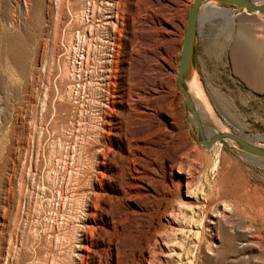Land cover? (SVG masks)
Wrapping results in <instances>:
<instances>
[{"label":"rangeland","instance_id":"rangeland-1","mask_svg":"<svg viewBox=\"0 0 264 264\" xmlns=\"http://www.w3.org/2000/svg\"><path fill=\"white\" fill-rule=\"evenodd\" d=\"M116 1L119 20L107 19ZM147 1L0 0V264H264V159L196 140L177 84L193 0ZM194 63L196 100L204 95L222 126L264 145V14L205 3ZM106 95L118 111L102 113ZM122 96L135 119L121 112ZM202 119L207 132L221 131L208 114ZM130 134L152 136L133 187L121 149ZM188 147L197 187L216 186L213 200L197 197L213 209L187 210L190 220L162 232L156 213L170 183L162 159ZM144 236L155 237L154 247Z\"/></svg>","mask_w":264,"mask_h":264},{"label":"bare ground","instance_id":"bare-ground-1","mask_svg":"<svg viewBox=\"0 0 264 264\" xmlns=\"http://www.w3.org/2000/svg\"><path fill=\"white\" fill-rule=\"evenodd\" d=\"M111 1H109V3H110ZM155 1L154 0H148L146 3L148 4V5H150V6H153L155 3H154ZM119 3L120 2H118V1H116V4L113 2V4H112V6H110L111 8H108L109 9V12H108V14H107V19H113V18H115L116 20H119V12H118V8L117 7H119L118 5H119ZM113 5H114V7H113ZM109 6V5H108ZM123 20H124V17H122L121 18V23H123ZM111 21V20H110ZM117 22V21H116ZM110 77V76H109ZM108 77V78H109ZM108 81H109V79H108ZM197 88H199V84H198V82L196 81V82H194L193 84H192V86H191V93L193 94V89H197ZM80 92V91H79ZM201 94V93H200ZM80 95V94H79ZM129 95V94H128ZM127 94H125V97L126 98H129V96H128ZM131 95V94H130ZM197 95H199V94H197ZM193 96H194V98H195V101H196V104H197V107H198V111H199V113H200V115H201V118H206L207 117V114H208V116L211 118V119H213L214 120V122H216L217 124H219L220 126H221V130H224V131H229V129H227L226 127H224V126H222V124H221V121H220V119H219V117L217 116V114H216V112H215V110H214V108H213V106H212V104L209 102V100L208 99H206L205 98V96L203 95V97H202V99H198V100H196L197 99V97L193 94ZM200 96V95H199ZM201 97V96H200ZM154 98V97H153ZM204 98V99H203ZM81 101V100H80ZM126 102H128V105L126 104ZM112 103H114V100H112V101H110V97L109 96H105L104 97V100H103V103L101 104V110H102V113L103 114H110L111 112L112 113H114V111L116 112V111H118V110H116V108H115V106L112 104ZM119 105H120V109H121V112L122 113H126V115L128 116V118H133V116L134 115H136L135 114V109H133L132 108V104L130 103V99H125V98H123V96L121 97V101L120 102H117ZM143 105V104H142ZM133 107H135V106H133ZM138 107V106H137ZM142 107V106H141ZM77 108V107H76ZM139 111H140V109H138ZM144 110V109H143ZM144 113V112H143ZM133 114V115H132ZM142 114V113H141ZM145 114V113H144ZM115 116V124H116V129H115V132H117V134H118V132L120 133V130H122V132H123V130L125 129L124 128V123H122V124H120L119 123V116H118V113L117 114H115L114 115ZM124 116V115H123ZM144 117H145V115H143ZM134 117H136V116H134ZM107 118V117H106ZM112 118V117H111ZM137 118H138V116H137ZM141 118V117H140ZM139 118V119H140ZM143 118V117H142ZM104 119V118H103ZM102 119V120H103ZM121 119V118H120ZM133 119H135V118H133ZM132 119V120H133ZM105 120V119H104ZM103 120V122H102V125L103 126H108V124H109V122H107L106 120L104 121ZM142 120V119H141ZM203 120V119H202ZM125 121V120H124ZM135 121V120H134ZM111 122V121H110ZM128 122V121H127ZM137 122V121H136ZM141 122V121H140ZM203 122V121H202ZM113 123V122H112ZM118 123H119V125H118ZM129 123V122H128ZM127 124V123H126ZM126 124H125V126H126ZM136 124V123H135ZM204 124V123H203ZM101 125V124H100ZM130 125V124H129ZM138 125V124H137ZM97 127V126H96ZM95 127V128H96ZM99 127V126H98ZM110 127V126H109ZM205 127V126H204ZM102 128V127H101ZM100 128V129H101ZM126 128H128V127H126ZM103 129H105V128H103ZM148 131V130H147ZM158 131V130H157ZM108 132H109V130H108ZM110 132H112V131H110ZM114 132V133H115ZM125 132V131H124ZM146 132V131H145ZM150 132H152V131H150ZM98 133V132H97ZM103 133H104V131H103ZM116 134V133H115ZM99 135H101L102 136V134H99ZM98 136V135H97ZM103 137V136H102ZM151 135L149 134V135H147V136H143V135H141V136H138V135H133V134H130V135H128V136H126L125 137V141L123 142V148H121V149H123V151H124V153H125V156L127 157V160H128V167H129V179H130V183H129V186L130 187H133V186H135V185H138V184H136L135 183V180H137V176L135 175V172L136 171H138V167L136 166V161H138V159H139V150H142L146 145H148V140L149 139H151ZM244 137V136H243ZM99 138V137H98ZM245 138H247V139H249V140H252L251 139V137L250 136H245ZM97 139V138H96ZM93 140H95V139H93ZM102 140V139H101ZM88 141V140H87ZM92 142V141H91ZM94 142V141H93ZM96 142H98V141H96ZM102 142V141H101ZM80 144V143H79ZM89 144H91V143H89ZM97 144V143H96ZM101 144V143H100ZM103 144V143H102ZM80 146V145H79ZM104 146H105V144H104ZM107 146V145H106ZM181 146V145H180ZM90 147V146H89ZM97 147V146H96ZM108 147V146H107ZM178 147V146H177ZM176 147V148H177ZM193 147V146H192ZM98 148V147H97ZM106 148V147H105ZM109 149H110V147H108ZM107 148V149H108ZM78 149H80V148H78ZM99 149V148H98ZM103 149V148H102ZM108 149V150H109ZM93 150V149H92ZM100 150V149H99ZM145 150V149H144ZM175 150V149H174ZM193 149L191 148V147H188V148H185L184 150H183V152H179V153H177L176 155H174V156H172V155H168V156H166V157H164L162 160L163 161H165L164 163H165V168H163L162 166V168L164 169V173H165V177H164V179L165 178H167L168 177V179H169V181H170V183H165V181H164V183H165V185H164V189H162V193H161V196H159V197H161V198H159V199H161L160 201H159V203H158V207H157V215H156V217H157V220H156V226L160 229V231H164V229L165 228H169V229H173L174 230V226L172 225V223L173 222H176V220L177 219H181L182 221H188V220H190L189 219V217H188V214H187V210H198L199 212H200V210H202V209H204V208H207V210H209L210 208H212V207H210V205H208V204H204V203H202L201 201H199L198 199H197V197H205V198H207V199H210V200H213V194L215 193V185H212V186H210V188L208 187L207 189H205V188H203V187H197V185H196V183H195V181H196V176H195V172L193 173L192 171H194V168H193V165H195V164H192L190 161H188L187 160V157L186 156H188V154H190V152L192 151ZM97 151V150H96ZM102 151L103 150H101V152L100 151H98L99 153H102ZM111 151V150H110ZM173 151V150H172ZM145 152V151H144ZM176 152V151H175ZM106 153V152H105ZM109 153V152H108ZM143 153V152H142ZM192 153V152H191ZM79 154H81V153H79ZM105 155H107V154H102L101 156H102V158L104 159V157H105ZM146 156H147V154H145ZM97 156V155H96ZM191 156V155H190ZM143 157V156H142ZM96 158V157H95ZM106 158V157H105ZM142 159V158H141ZM96 160H98V159H96ZM140 160V159H139ZM154 160H155V158H154ZM188 162H190V163H188ZM101 161H103V160H101ZM145 161V160H144ZM152 161V160H151ZM96 162V161H95ZM109 162V161H108ZM138 162H140V161H138ZM142 162V161H141ZM156 162V161H155ZM167 162V163H166ZM104 163V162H103ZM127 163V162H126ZM143 164V163H142ZM160 165V164H159ZM154 167H157V166H154ZM159 167V166H158ZM161 168V169H162ZM188 168V169H187ZM93 169H95V168H93ZM114 169V168H113ZM155 169V168H154ZM77 170V169H76ZM90 170V169H89ZM118 170V169H117ZM128 170V169H127ZM150 170H151V168H150ZM156 170V169H155ZM158 170V169H157ZM93 171H95V170H93ZM100 171V170H99ZM119 171V170H118ZM153 171V170H152ZM175 171H177L178 173H180V175H176V177L175 176H173V174L175 173ZM91 172V171H90ZM155 172H157V171H155ZM197 172V171H196ZM94 173V172H93ZM103 173V172H102ZM79 174V173H78ZM84 174H85V172H84ZM118 174V173H117ZM120 174V173H119ZM142 174V173H141ZM151 174V173H150ZM156 174V173H155ZM91 175V174H90ZM143 175V174H142ZM196 175H197V173H196ZM199 175V174H198ZM86 176V175H85ZM84 176V177H85ZM111 176V175H110ZM120 176H122V174H120ZM119 176V177H120ZM124 176V175H123ZM126 176V175H125ZM128 176V175H127ZM149 176V175H148ZM151 176V175H150ZM149 176V177H150ZM98 177V176H97ZM149 177H147V178H149ZM153 177V176H152ZM151 177V178H152ZM93 178V177H92ZM94 178H96V177H94ZM108 178V177H107ZM123 178V177H122ZM144 178V177H143ZM104 179V178H103ZM120 179V178H119ZM124 179V178H123ZM126 179V178H125ZM128 179V180H129ZM93 180V179H92ZM92 180H90V181H92ZM98 180V179H97ZM115 180V179H114ZM118 180V179H117ZM201 180V179H200ZM102 181V180H101ZM119 181V180H118ZM150 181H151V179H150ZM162 181H163V179H162ZM96 182V181H95ZM122 182V181H121ZM125 182V181H124ZM147 182H148V180H147ZM88 183V182H87ZM102 183V182H101ZM119 183V182H118ZM123 183V182H122ZM124 184V183H123ZM140 184V183H139ZM199 184V183H198ZM76 185V184H75ZM87 185V184H86ZM100 185V184H99ZM111 185V184H110ZM125 185V184H124ZM151 185V184H150ZM117 186V185H116ZM152 186V185H151ZM199 186V185H198ZM215 186V187H214ZM122 187V186H121ZM124 187V186H123ZM125 188H127V187H125ZM125 188H123V189H125ZM93 189V188H92ZM128 189H130V188H128ZM127 189V190H128ZM133 189V188H132ZM156 189V188H155ZM82 190V189H81ZM89 190H91V189H89ZM118 190V189H117ZM158 190V189H157ZM91 191H93V190H91ZM130 191V190H129ZM129 191H125V192H129ZM160 191V190H159ZM158 191V192H159ZM216 191H217V189H216ZM136 192V191H135ZM135 192H134V194H135ZM183 192L184 193H186V198H184L183 199ZM77 193V192H76ZM81 193L82 192H80V195H81ZM95 193V192H94ZM98 192H96V194H97ZM152 193V192H151ZM150 193V194H151ZM217 193V192H216ZM219 193V192H218ZM101 194H102V192H101ZM100 194V195H101ZM104 194V193H103ZM112 194V193H111ZM110 194V195H111ZM129 194V193H128ZM132 194V193H131ZM148 194V193H147ZM146 194V195H147ZM97 195H99V194H97ZM104 195H107V194H104ZM136 195V194H135ZM143 195V194H142ZM141 195V196H142ZM155 195V194H154ZM219 195H220V193H219ZM96 196V195H95ZM102 196V195H101ZM127 196H131V195H127ZM126 196V197H127ZM149 196V195H148ZM157 196V195H156ZM62 197V196H61ZM89 197V196H88ZM91 197V196H90ZM97 197V196H96ZM99 197V196H98ZM117 197V196H116ZM150 197V196H149ZM152 197V196H151ZM113 198V197H112ZM130 198V197H129ZM193 198V199H192ZM91 199V198H90ZM97 199H99L100 200V198H97ZM107 199V198H106ZM120 199V198H119ZM157 199V198H156ZM155 199V200H156ZM61 200V199H60ZM108 200H109V198H108ZM111 200V199H110ZM112 200H114V199H112ZM134 200V199H133ZM63 201V200H62ZM84 201V200H83ZM158 201V200H157ZM89 202V201H88ZM95 202V201H94ZM94 202H93V205H94ZM117 202V201H116ZM115 202V203H116ZM86 203V202H85ZM92 203V202H91ZM96 203V202H95ZM97 203H98V201H97ZM96 203V204H97ZM113 203H114V201H113ZM112 203V204H113ZM213 203H214V201H213ZM212 203V204H213ZM87 204H89V203H87ZM96 204L94 205V206H96ZM109 204V203H108ZM62 205V204H61ZM98 205H99V203L97 204V206L96 207H98ZM104 205V204H103ZM103 205H102V207H103ZM111 206V205H110ZM127 206V205H126ZM156 206V205H155ZM89 207V206H88ZM104 207H105V205H104ZM99 208H100V206H99ZM109 208V207H108ZM113 208V207H112ZM59 209V208H58ZM90 209H93V206L92 205H90ZM103 209V208H102ZM213 209V208H212ZM211 209V210H212ZM226 209V208H225ZM86 210V209H85ZM126 210H128V209H126ZM132 210V209H131ZM139 210V209H138ZM194 210V211H195ZM87 211V210H86ZM91 211V210H90ZM89 211V212H90ZM105 211V210H104ZM116 211V210H115ZM119 211V210H118ZM122 211V210H121ZM140 211V210H139ZM138 211V212H139ZM210 211V210H209ZM217 211V210H216ZM226 211V210H225ZM92 212V211H91ZM95 212H96V210H95ZM98 212H100V211H98ZM120 212V211H119ZM132 212V211H131ZM193 212V211H192ZM203 212V211H202ZM205 212V211H204ZM203 212V213H204ZM207 212V211H206ZM215 212V211H214ZM111 213V212H110ZM113 213V212H112ZM118 213V212H117ZM120 213H122V212H120ZM118 214V215H121V214ZM137 213V212H136ZM213 213V212H212ZM222 213V212H221ZM223 213H224V211H223ZM93 214H95V213H93ZM100 214V213H99ZM116 214V213H115ZM141 214V213H140ZM196 214H197V211H196ZM199 214V213H198ZM210 214V213H209ZM220 214V213H219ZM89 215V214H88ZM108 215V214H107ZM113 215V214H112ZM191 215V214H190ZM195 215V214H194ZM205 215H207V214H205ZM204 215V216H205ZM212 215H214V214H212ZM218 215V213L215 215V216H217ZM223 215V214H222ZM125 216V215H124ZM196 216V215H195ZM197 216H199V215H197ZM224 216V215H223ZM222 216V217H223ZM123 217V216H122ZM218 217V216H217ZM114 218V217H113ZM121 218V217H120ZM125 218V217H124ZM165 218H167V223L166 222H164V219ZM169 218H170V220H172V221H170L171 223H169ZM191 218V217H190ZM197 218V217H196ZM201 218V217H200ZM211 218V217H210ZM215 218V217H214ZM214 218H212V219H214ZM152 219V218H151ZM198 219V218H197ZM95 220V219H94ZM116 220V219H115ZM114 219H113V221H115ZM123 220V219H122ZM147 220V219H146ZM196 220V219H195ZM210 219H207V221H209ZM111 221H112V218H111ZM121 221V220H120ZM149 221V220H148ZM211 221H213V220H211ZM216 221H218V220H216ZM179 222V221H178ZM183 222V223H184ZM190 222V221H189ZM199 222H201V221H199ZM191 223V222H190ZM212 223V222H211ZM213 223H214V221H213ZM218 223V222H217ZM116 224H117V222H116ZM155 224V223H154ZM180 224V223H179ZM185 224V223H184ZM90 225V224H89ZM114 225V224H113ZM112 225V226H113ZM151 225V224H150ZM187 225H189V224H187ZM199 225V224H198ZM91 226V225H90ZM104 226V225H103ZM153 226V225H152ZM155 226V225H154ZM155 226V227H156ZM179 226V225H178ZM101 227V226H100ZM107 227V226H106ZM138 227V226H137ZM150 227V226H149ZM176 227V226H175ZM180 227V226H179ZM190 227V226H189ZM195 227V226H194ZM89 228V227H88ZM102 228V227H101ZM115 228H116V225H115ZM114 228V229H115ZM139 228V227H138ZM197 228V227H196ZM106 229H108L109 230V228H106ZM140 229V228H139ZM138 229V230H139ZM155 229V228H154ZM177 229V228H176ZM181 229H184V227L183 228H181ZM187 229V228H186ZM108 230H106V231H108ZM144 230H146L145 228H144ZM148 230V229H147ZM149 230H151V229H149ZM153 230V229H152ZM168 230V229H167ZM110 231V230H109ZM115 231V230H114ZM140 231V230H139ZM162 231V232H163ZM170 231V230H169ZM184 231V230H183ZM105 232V231H104ZM104 232H102V233H104ZM150 232V231H149ZM154 232V231H153ZM172 232V231H171ZM186 232V231H185ZM140 233V232H139ZM155 233V232H154ZM180 233V232H179ZM104 234H106V233H104ZM155 234H159V233H155ZM164 234H165V232H164ZM184 234V233H183ZM146 235V234H145ZM143 236V235H142ZM149 236V235H148ZM154 236V235H153ZM153 236L151 237H147L146 236V238H145V236H144V241H145V247H147V245L150 247V246H153V245H155V243H156V239H155V237L153 238ZM168 236H170V235H168ZM56 237V236H55ZM100 238H103L104 236H99ZM159 237H160V235H159ZM61 238V237H60ZM85 238H86V236H85ZM116 238V237H115ZM160 238H162V236L160 237ZM169 238V237H168ZM90 239V238H89ZM53 240V239H52ZM162 240H164V239H162ZM170 240V239H169ZM86 243H83V244H80V245H77L78 246V250L77 251H79V250H82L83 251V254H84V250H87L88 249V247H89V245H88V239L86 238ZM115 241H117V240H115ZM54 242V241H53ZM58 242V241H57ZM141 242V241H140ZM162 242V241H161ZM165 242V241H164ZM168 242V241H167ZM139 243V242H138ZM169 243V242H168ZM91 244V243H90ZM117 245V244H116ZM142 245V244H141ZM171 245V244H170ZM135 246H137V245H135ZM158 247H159V245H157ZM175 246V245H174ZM59 247V246H58ZM139 247V246H138ZM144 247V246H143ZM154 247V246H153ZM170 247H172V246H170ZM76 248V247H75ZM140 248V247H139ZM138 248V249H139ZM152 248V247H151ZM156 248V247H155ZM161 248V247H160ZM61 249V248H60ZM77 249V248H76ZM144 249V248H143ZM152 249H154V248H152ZM89 250V249H88ZM136 250V249H135ZM148 250V249H147ZM146 250V251H147ZM151 250V249H150ZM149 250V251H150ZM158 250V249H157ZM156 250V251H157ZM58 251V250H57ZM155 251V252H156ZM185 251V250H184ZM89 252V251H88ZM142 252V251H141ZM140 252V253H141ZM158 252V251H157ZM156 252V253H157ZM173 252V251H172ZM138 253V252H137ZM159 253V252H158ZM168 253V252H167ZM183 253V252H182ZM184 254V253H183ZM182 254V255H183ZM59 255V254H58ZM77 255V254H76ZM79 255V254H78ZM82 255V253H80V256ZM173 255V254H172ZM86 257L88 256V255H85ZM133 256V255H132ZM146 256V255H145ZM168 256V255H167ZM83 257V256H82ZM134 257V256H133ZM149 257H151V256H149ZM153 257V256H152ZM183 257V256H182ZM180 258V257H179ZM150 259V258H149ZM148 259V260H149ZM81 260V259H80ZM86 260V259H85ZM132 260H133V258H132ZM143 260V259H142ZM152 260V259H151ZM153 260H154V258H153ZM146 262V261H145ZM149 262V261H148ZM151 262V261H150ZM158 262V261H157ZM183 262V261H182ZM187 262H188V260H187ZM6 263V262H5ZM98 263V262H97ZM81 264H82V262H81ZM99 264V263H98ZM131 264V263H130ZM137 264V263H136Z\"/></svg>","mask_w":264,"mask_h":264},{"label":"water","instance_id":"water-1","mask_svg":"<svg viewBox=\"0 0 264 264\" xmlns=\"http://www.w3.org/2000/svg\"><path fill=\"white\" fill-rule=\"evenodd\" d=\"M208 2L237 6L244 9L248 13L264 14V0L261 2L256 0H193L189 8L182 38L177 84L184 97L186 108L195 125L194 131L196 140L207 149H210L217 142L224 145L232 144L249 155L264 159V145L257 144L252 140L231 131L221 130L220 132L214 133L207 132L198 111L195 98L191 93V86L194 82L197 81L201 87L194 63V49L198 32L200 9Z\"/></svg>","mask_w":264,"mask_h":264}]
</instances>
